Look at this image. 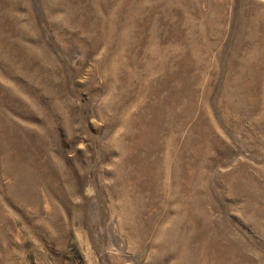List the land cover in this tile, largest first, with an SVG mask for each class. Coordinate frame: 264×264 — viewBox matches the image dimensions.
<instances>
[{
	"label": "rangeland",
	"instance_id": "rangeland-1",
	"mask_svg": "<svg viewBox=\"0 0 264 264\" xmlns=\"http://www.w3.org/2000/svg\"><path fill=\"white\" fill-rule=\"evenodd\" d=\"M0 264H264V0H0Z\"/></svg>",
	"mask_w": 264,
	"mask_h": 264
},
{
	"label": "bare ground",
	"instance_id": "bare-ground-1",
	"mask_svg": "<svg viewBox=\"0 0 264 264\" xmlns=\"http://www.w3.org/2000/svg\"><path fill=\"white\" fill-rule=\"evenodd\" d=\"M119 12V11H118ZM109 26V25H108ZM245 104V103H244Z\"/></svg>",
	"mask_w": 264,
	"mask_h": 264
}]
</instances>
